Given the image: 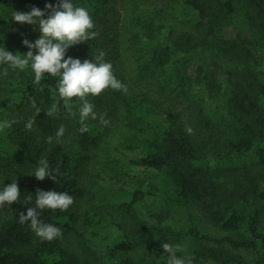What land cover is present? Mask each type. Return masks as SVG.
Wrapping results in <instances>:
<instances>
[{
  "label": "trees",
  "instance_id": "obj_1",
  "mask_svg": "<svg viewBox=\"0 0 264 264\" xmlns=\"http://www.w3.org/2000/svg\"><path fill=\"white\" fill-rule=\"evenodd\" d=\"M55 2L0 0V44L13 54L28 51L22 40L34 41L38 26L21 25L11 18L13 11ZM76 3L89 10L98 35L71 46L67 55L83 60L99 50L106 53L127 92L109 88L91 100L98 113L117 115L120 109L130 132L128 147L140 151L131 163L150 176L133 189L114 190L99 182L100 170L82 177L95 155L107 170L114 161L107 126L89 121L81 133L75 104V115L47 116L44 109L57 99V78L46 75L36 83L30 69H9L0 76V120L14 122L0 129V179L7 184L16 178L21 195L0 206V264H165L163 242L189 246L193 264H249L233 249L253 252L255 264H262L264 0ZM229 27L236 29L235 38L226 37ZM191 61L198 62L189 72ZM211 64L224 69L219 73ZM209 97L222 111L210 107ZM29 119H34L31 129L24 127ZM61 124L62 142L47 143ZM39 157L58 169L56 181L31 174ZM233 172L244 185L226 182ZM38 189L73 195L67 210H43L41 219L60 226L74 247L61 237L41 240L28 223L19 222ZM149 200L157 204L146 215L141 209ZM96 237L108 243L95 248Z\"/></svg>",
  "mask_w": 264,
  "mask_h": 264
},
{
  "label": "clouds",
  "instance_id": "obj_2",
  "mask_svg": "<svg viewBox=\"0 0 264 264\" xmlns=\"http://www.w3.org/2000/svg\"><path fill=\"white\" fill-rule=\"evenodd\" d=\"M47 9V13L45 11ZM45 9L32 6L29 11H13L11 18L20 23L37 25L40 35L33 41L24 38L22 43L28 51H17L13 54L4 44H0V76H7L9 69L23 71L30 69L36 83L42 81L46 75L56 77L55 95L57 99L44 109L47 116H59L61 113L79 117V131H88L89 121H99L101 125H108L106 114L98 113L91 97L100 95L106 89L127 92L124 84L115 74L113 65L105 59L106 53L99 50L92 53V58L67 55L68 49L83 41H89L98 33L94 31V21L89 10L76 3V0H56L55 3H46ZM35 50V51H34ZM75 97V99H73ZM76 113L73 112V105ZM41 109L37 108L36 113ZM7 119L0 120V129L9 127ZM34 119L25 122L24 127L31 129ZM191 133V127H186ZM65 134V126L61 124L54 136L46 137L47 143H61ZM35 169L31 172L37 179L48 177L56 181L55 173L48 159L39 157ZM34 205L27 208L26 213L21 211L18 218L20 223H28L34 234L41 240L52 241L62 236L60 226L45 222L41 219L43 210L65 211L74 203V197L67 191L56 189H38ZM20 189L16 178L5 184L0 181V206L11 205L20 199ZM28 200L32 197L28 196ZM165 264H193L190 255H178L182 251L179 244L163 242ZM163 256V255H162Z\"/></svg>",
  "mask_w": 264,
  "mask_h": 264
},
{
  "label": "rangeland",
  "instance_id": "obj_3",
  "mask_svg": "<svg viewBox=\"0 0 264 264\" xmlns=\"http://www.w3.org/2000/svg\"><path fill=\"white\" fill-rule=\"evenodd\" d=\"M115 6L117 8L116 10L121 11V3H116ZM103 22V24H105L108 21L104 19ZM108 23H110V21ZM20 24L22 25V23ZM30 28H33V25H31ZM33 30L34 29H28L27 34H32ZM225 35L228 38H235L236 29L229 27V29H226ZM197 62L198 61H191V63H189V72H192V70H194L195 64ZM261 64L264 67V49L261 51ZM210 66L213 68H217L219 73L222 72V70L224 69V65L221 64H211L209 65V67ZM208 102L210 103V107L212 109L222 111V104L218 102L214 97H209ZM116 113L117 115H114L113 113V115L111 114L109 116H105V118L109 121L108 125L106 126L108 128L109 135L108 141L110 142L109 153L112 155V158H114L113 163L107 170L104 168L105 166L101 163V158L98 157V155H95L84 165V173L82 177H87L86 172L88 170H100L103 172L102 174L104 175V178L100 179L99 182L104 184L108 190H114L120 187H124L126 189H133L138 181H140L141 184H145V182H147L149 179L150 173L148 170H144L142 167H137L131 163V159H136L140 155V151L137 149H132V145L128 147L130 132L124 126L125 118L121 115L120 109L116 110ZM119 173L121 174L118 178L117 174ZM225 177L226 182H234V180H239L240 184L242 185H244L246 182V180L238 172L227 173ZM0 181H2V178L0 179ZM156 204L154 202H151L150 200L145 202L141 209L142 213L146 215L150 214V212L156 207ZM209 231H211V229H209ZM211 233L213 234L214 232L211 231ZM61 242L67 247H74V241L68 235H62ZM107 243V239H104L102 237H96L92 245L95 248H103ZM180 245L183 249L182 251H180L181 253H183L184 255H191L192 249L189 246L185 244ZM232 252L239 253L240 255L245 257L248 260L249 264H255L256 256L253 254V252L234 249L232 250ZM262 260V264H264V254L262 255Z\"/></svg>",
  "mask_w": 264,
  "mask_h": 264
}]
</instances>
